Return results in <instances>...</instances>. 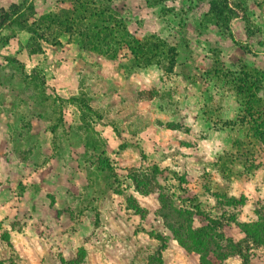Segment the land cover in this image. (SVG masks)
Listing matches in <instances>:
<instances>
[{
	"label": "rangeland",
	"instance_id": "374dc122",
	"mask_svg": "<svg viewBox=\"0 0 264 264\" xmlns=\"http://www.w3.org/2000/svg\"><path fill=\"white\" fill-rule=\"evenodd\" d=\"M211 1L28 0L1 32L0 176L17 194L28 163L57 201L36 220L45 264H191L162 215L264 217V0H230L241 41ZM249 252L264 264V245Z\"/></svg>",
	"mask_w": 264,
	"mask_h": 264
},
{
	"label": "trees",
	"instance_id": "16d2710c",
	"mask_svg": "<svg viewBox=\"0 0 264 264\" xmlns=\"http://www.w3.org/2000/svg\"><path fill=\"white\" fill-rule=\"evenodd\" d=\"M28 0L23 3H12L8 9L0 7V34L1 32L11 27L13 24H22L24 18L34 10L32 2L27 4ZM210 10L217 16L225 19V29L230 31L232 28L234 33H229V36L234 41L244 40L241 29L237 26L243 17H245L244 9L234 1L230 0H213L210 2ZM242 15V16H241ZM261 45V43L257 44ZM245 82L246 81H242ZM250 88V86H248ZM259 137V135L257 136ZM229 203L243 206L244 199L240 200L234 196L228 197ZM242 198H245L244 195ZM232 199V200H231ZM195 197L191 199L195 203ZM193 210V211H192ZM176 214L178 220H170L169 215H162L163 220H169L166 224L167 230L173 236L179 245L188 252H195L199 258V264H216L214 261L224 262L229 257L238 256L241 259V264H250L251 247H259L264 245V217H258L254 221L239 222L235 217L228 216L227 218L210 217L207 213L199 209L198 204H194L193 208L179 211L172 210ZM194 220L198 221V226L193 228ZM239 228L244 237L239 240H234L228 231L231 228ZM162 248L159 249V254L162 253L166 246V238L160 235ZM214 238L218 241H214ZM189 244L191 245H188ZM151 264V263H150Z\"/></svg>",
	"mask_w": 264,
	"mask_h": 264
},
{
	"label": "crops",
	"instance_id": "0c3cea01",
	"mask_svg": "<svg viewBox=\"0 0 264 264\" xmlns=\"http://www.w3.org/2000/svg\"><path fill=\"white\" fill-rule=\"evenodd\" d=\"M218 150L219 152H223L224 149L223 147H219ZM11 166H13V164H11ZM18 166V170L27 169V173L24 174L22 172V174L18 175L19 178L22 177L21 180L23 182L19 193L12 194L10 192V194L9 189L4 188L6 187L5 182L8 178L4 174L0 176V181H3L0 185V264H14L12 261L3 258V251L6 250L8 246L14 250L15 254L22 257L24 264H45L46 260L44 254L45 250L48 249L49 242L44 239L43 235L45 231L38 228L39 220L37 222L36 220L43 217L45 207L51 208L52 205L54 207L57 205V201H52L48 195L42 193V185L38 184L39 182L36 180L37 177H32L35 174V172H33L34 169L26 167L29 166L28 163L24 166L21 162H18ZM11 169L13 170L14 167ZM14 172H16V168ZM60 177L58 186L60 189L62 187L64 190L63 198L65 197V199L72 200L73 198L71 196L66 195L67 184L62 181H66V176L63 174ZM71 181L75 183L76 179ZM60 194L59 191V195ZM242 194L245 193L242 191ZM246 197L248 200H251L248 195H246ZM54 198L56 199L57 197ZM74 201H76V199H74ZM245 207L248 206H243L241 214L238 215L237 220L239 222H250L249 215H247L245 211H247V213L251 211L249 212V207ZM12 224H16L17 226H12ZM237 229L236 236L237 240H239L244 237V234L239 228ZM234 261L241 264V259L237 256L229 257L226 259L225 264H234ZM191 264H199V258L193 260Z\"/></svg>",
	"mask_w": 264,
	"mask_h": 264
}]
</instances>
